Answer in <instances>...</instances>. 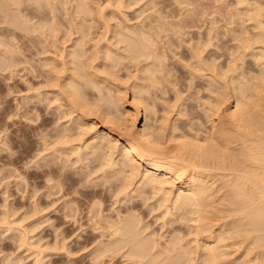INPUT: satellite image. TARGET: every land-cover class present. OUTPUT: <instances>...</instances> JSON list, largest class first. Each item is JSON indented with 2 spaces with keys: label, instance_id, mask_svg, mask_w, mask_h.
<instances>
[{
  "label": "bare ground",
  "instance_id": "1",
  "mask_svg": "<svg viewBox=\"0 0 264 264\" xmlns=\"http://www.w3.org/2000/svg\"><path fill=\"white\" fill-rule=\"evenodd\" d=\"M102 1L0 0L1 77L35 81L11 135L0 90L9 179L95 261L264 264V0Z\"/></svg>",
  "mask_w": 264,
  "mask_h": 264
},
{
  "label": "rangeland",
  "instance_id": "2",
  "mask_svg": "<svg viewBox=\"0 0 264 264\" xmlns=\"http://www.w3.org/2000/svg\"><path fill=\"white\" fill-rule=\"evenodd\" d=\"M103 1H105V0H103ZM130 17L133 18V17H135V15L131 13ZM134 22H135V20H134ZM5 26L7 27V24L0 22V39L2 38V33H4V30L6 29ZM0 48H1L0 49V53H1L2 52L1 50L3 49V47L0 46ZM26 52H25V54H26ZM27 57L29 59L31 58L32 64H35L34 60L32 58L33 56H31L30 51H28ZM21 66H23V65H21ZM21 66H19V67L22 69L23 67H21ZM24 67H25V65H24ZM17 69H18V71L20 70L19 68H17ZM16 72H17V70H16ZM27 72L26 71H24V72L20 71V73L17 72L18 75L16 74L13 76L16 78H13L11 80H7V79L4 80V78L1 76L2 75L6 76L7 73L6 72H0L1 73L0 74V90H3V91H5V93H7V95H8V96L6 95L7 96L6 99L8 102L7 107L9 108V110L12 113L16 114V116H13V119H9L12 121H8L9 124L12 122L11 125H13L14 122H17V124L14 125V127L11 126V128L8 130L10 133L9 135H11V132L18 127L25 128V125H24L25 123L23 121H21V119L17 115L22 114V112L24 110L23 106H25V104L28 101H30V98L32 97V95H34L33 90L35 88V86H34L35 81L33 79H30L31 76H28ZM130 82H131V80H130ZM130 82H127L125 84V86L129 87ZM7 85L9 86L10 89H8ZM6 90H8V91H6ZM126 100L128 101L126 103V106H130L131 105L130 103L133 101V97H132V93H131L130 89L127 90ZM1 106H3V105H1ZM138 110H139L140 115H141L140 120H142L138 124V127H139L143 124V107L141 105H139ZM2 124L0 123V131L2 130L0 132V143H1L0 144V170L3 168L2 166H4V165H5L4 167H6L8 165L9 166L7 168H3V170L6 172L5 173L2 170L4 172V175L2 172H0V213L6 215V216H4V218L6 217L5 220L3 219V216H0V219L1 220L3 219L5 222L4 223L2 220L3 224L0 223V264H18V263H21V264H35L36 263V264H38V262H41L40 264H102L103 262L95 261L91 258V252H92L91 247L87 248V249L80 250L81 246L79 243L82 242V240H79V238L82 237L83 235H85L83 233H86L85 230L88 228V225H86V227H82V229L81 228L78 229L75 233L73 231H74V229L77 228V226H78L77 225L75 228H73L71 231H69L68 235H72V234L73 235L70 236L71 238L68 236L69 239L68 238H67L68 240L65 239L66 241L64 240L65 235L62 236L60 234V232H61L60 230L61 229L63 230L66 226L65 227L63 226L60 229H58L59 233L55 229L58 233V234L56 233L57 235L55 234L56 231L54 232V230H53L54 224H58V223L62 222V220H63L62 210H61V208H62L61 202H63V200L59 201L58 204L57 203L54 204V207L48 209L49 208L48 204L50 203L51 199L48 198L50 200L48 202V199L44 198L45 202L43 204V207L40 206V210L42 208H44V205L46 206V204H47V210L45 211L43 209L40 211L41 213H43V215H41L40 212H38L40 215H38V214H37V216L35 215L36 213L34 212L35 211L34 208H37L38 204L41 205V197H40V194H38V193L42 194V192L37 193L38 198L36 197V194L32 193L34 196L32 194H29L34 190L33 189L34 187L33 188H31V187L34 186L33 182H35L29 175L32 172V170H31L32 167H31V169H26L28 172L24 175L26 177V182H27V186H28L27 187L28 190L26 189L27 193L22 192L23 189L26 188L25 187L26 185L24 186L25 180L22 184L21 179H20L21 182H19V179H15V176H16L15 172H14L15 175H13V177L9 179L8 175H10L9 172L11 171V169L9 171H7L8 168H12V166H13L12 169L13 170L16 169L17 171H19V170L24 171V169H21V167L23 166L22 163H19V162L15 163V164L9 163V161L11 159H15L19 156L20 148H19V143L16 141H15V145H14V146H16L15 148L14 147L11 148L6 144V142L4 140H5V136L8 135V134H6V133H8V131H6V132H5V130L3 131V129L1 128ZM1 139H2L3 143L1 142ZM4 142L8 147L4 144ZM13 151H15L14 154L16 153L17 156L15 154V157H14L13 153H11ZM9 157H12V158H9ZM28 161H29V163L27 165L33 166L34 162H32L31 159ZM29 166H28V168H29ZM14 167H15V169H14ZM3 176L5 177V180L2 181V178H4ZM6 177H8V179H6ZM16 178H18V177H16ZM15 180H17V181H15ZM29 184L32 186H30ZM21 185H23L24 187ZM20 186L23 187L22 190L20 189L21 188ZM39 197H40V200H38ZM46 199H47V203H46ZM37 201H39V202L37 203ZM34 203H35V205L36 204L37 205L34 206ZM45 209H46V207H45ZM42 211H44V212H42ZM47 216H48V218H46ZM38 218L40 220H42L43 223H39L42 221H39ZM45 218L48 220H45ZM49 219H51V224L53 225V226H51L52 228L50 227V224H48L50 222ZM85 220L86 219L81 221V224L84 223ZM52 221H53V223H52ZM6 222H8V223L10 222V223L6 224ZM39 224H40V226H41V224H43L40 229H39V226L38 227L36 226ZM49 228H51V229H49ZM82 230H84V231H82ZM74 233H75V235H74ZM40 234L41 235L43 234L42 237H40ZM87 235H90V233ZM56 236L59 237L58 239L60 241L57 239V244H55V246H54V243L52 241L56 240L55 239ZM39 237L42 238V241H40L41 239ZM44 238L47 240H43ZM37 240L39 241V243L37 242ZM45 241H47L49 243V245H47L46 244L47 242H45ZM58 241L61 242V244ZM77 241H78V243H77ZM63 242L65 243V245ZM40 244L42 245V248H43L42 251H40L38 249V247L41 249ZM77 244H78V246H77ZM34 246H36V247H34ZM39 252H42V253H39ZM20 260H22V261H20ZM107 260H106L107 264H126V261H124L125 260L124 258L121 259L119 257H116V259H113L111 261H109L110 259H107ZM16 261H17V263H16ZM103 264H105V263H103Z\"/></svg>",
  "mask_w": 264,
  "mask_h": 264
}]
</instances>
